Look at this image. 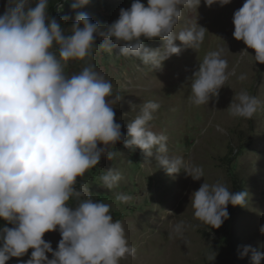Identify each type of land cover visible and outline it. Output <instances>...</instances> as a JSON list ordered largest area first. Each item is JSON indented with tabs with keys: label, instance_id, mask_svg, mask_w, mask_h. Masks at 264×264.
Segmentation results:
<instances>
[{
	"label": "clouds",
	"instance_id": "clouds-1",
	"mask_svg": "<svg viewBox=\"0 0 264 264\" xmlns=\"http://www.w3.org/2000/svg\"><path fill=\"white\" fill-rule=\"evenodd\" d=\"M88 0H78L72 8ZM207 6L231 0H204ZM8 0L0 15V264L20 258L32 249L22 264H120L133 257L123 223L113 220L111 205L92 198L87 183L78 178L99 165L101 158H115L118 142L139 148L146 156L156 151L158 167L169 175L183 172L193 180L204 177L200 166L168 154V137L151 130L150 121L160 105L141 104L136 117L127 124V136L116 122L111 81L96 70L94 52L103 50L134 57L153 69L185 47L199 49L204 41L202 26L175 31L183 9L198 8L201 0H133L121 8L119 18L101 25L83 12L67 28L49 15V0ZM69 16L62 17L63 22ZM197 24V23H196ZM233 36L253 49L255 62L264 64V0H245L234 12ZM102 39L97 46L96 38ZM159 38L160 48L145 46V40ZM222 49L207 53L191 77L190 103L208 104L219 96L229 76ZM249 54L246 50L243 52ZM71 62H82L79 72H66ZM245 75L238 79L243 82ZM135 105H132L134 107ZM260 101L247 90L235 93L227 108L230 117L250 120ZM121 174L112 168L99 177L103 188L118 187ZM246 192H233L222 182H204L191 194L193 218L219 229L229 218L228 205L243 206ZM116 201L132 197L117 193ZM75 201L74 206H69ZM12 225L8 227L7 225ZM181 221L171 227L169 238H183ZM59 230L56 250L43 238ZM264 234V225L259 229ZM252 253V264H261L264 252L245 246L241 256ZM46 253H51L49 259ZM215 253V252H214ZM216 253L207 259L213 262Z\"/></svg>",
	"mask_w": 264,
	"mask_h": 264
},
{
	"label": "rangeland",
	"instance_id": "rangeland-1",
	"mask_svg": "<svg viewBox=\"0 0 264 264\" xmlns=\"http://www.w3.org/2000/svg\"><path fill=\"white\" fill-rule=\"evenodd\" d=\"M71 1L69 6L58 7L69 14V20L62 24L66 30L79 12L103 25L117 20L120 9L130 8L133 2L88 0L86 5L73 9L78 0ZM7 2L0 0V15ZM141 2L147 5V0ZM244 2L231 0L224 6L209 7L201 0L197 9H183L175 31L202 26L207 30L204 41L196 50L176 41L182 48L181 53L165 60L159 69L143 66L134 57H118V49L111 54L103 50L94 52L92 62L96 70L112 84L113 95L108 99L120 97L111 106L116 122L122 125V134L127 136V124L139 113L142 103L157 102L160 107L149 122L151 130L168 137L170 156L182 157L204 170L200 180H193L183 172L169 175L158 167L155 149L152 156H146L139 148L122 146L113 149L117 154L106 166L99 163L78 179L77 187L87 183L94 200L111 205L113 220L123 223L129 244L136 248L135 256L122 259L120 264H210L207 257L215 253L211 264H252L251 252L241 256L243 248L251 246L264 252V234L259 231L264 225V64L255 62L254 50L233 36L234 12ZM31 6H35V0ZM101 43L102 39L97 37V46ZM144 43L151 49L163 45L159 38ZM221 49L222 58L227 60L233 75L221 87L218 97L211 98L208 104L194 106L189 99L191 77L207 53ZM245 50L249 54L243 53ZM81 67L82 62H71L66 72H79ZM241 75L247 77L243 82L238 79ZM241 89L260 101L250 120L232 118L227 110L234 94ZM109 168L122 177L118 187L112 190L103 188L99 182V177ZM217 181L233 192L247 193L243 206L228 205L229 218L221 229L194 219L191 206L192 192L204 182ZM117 193L132 199L120 203L115 199ZM69 203L74 206L75 201ZM181 221L186 225L183 238H169L171 227ZM43 238L56 250L61 236L56 230L45 233ZM31 251L23 257L11 258L6 264H22L30 258ZM238 253L240 257L236 258ZM46 255L52 258L51 253Z\"/></svg>",
	"mask_w": 264,
	"mask_h": 264
},
{
	"label": "trees",
	"instance_id": "trees-1",
	"mask_svg": "<svg viewBox=\"0 0 264 264\" xmlns=\"http://www.w3.org/2000/svg\"><path fill=\"white\" fill-rule=\"evenodd\" d=\"M72 3L71 0H49V6H48V10L50 12V16H52L53 18H55L58 22L60 23H65L62 21V17H64L65 15H69L67 11L61 10L59 9V5L60 4H64V6H69V4ZM124 146L123 142H118L115 145V148H119ZM109 163V160L106 157H102L101 161H100V165L102 166H106V164ZM79 179V178H78ZM225 222V221H224ZM6 222H4L3 220H0V225H5ZM224 223L222 224V226L220 227V229L223 227ZM8 227H12V225H7ZM235 245H238V241H235ZM235 249V248H234ZM234 251V250H233ZM240 257V253L237 254L236 258Z\"/></svg>",
	"mask_w": 264,
	"mask_h": 264
},
{
	"label": "bare ground",
	"instance_id": "bare-ground-1",
	"mask_svg": "<svg viewBox=\"0 0 264 264\" xmlns=\"http://www.w3.org/2000/svg\"><path fill=\"white\" fill-rule=\"evenodd\" d=\"M118 49V48H117ZM119 50V49H118Z\"/></svg>",
	"mask_w": 264,
	"mask_h": 264
}]
</instances>
